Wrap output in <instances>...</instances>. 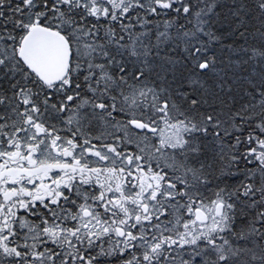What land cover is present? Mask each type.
Listing matches in <instances>:
<instances>
[{"label":"snow or ice","instance_id":"obj_1","mask_svg":"<svg viewBox=\"0 0 264 264\" xmlns=\"http://www.w3.org/2000/svg\"><path fill=\"white\" fill-rule=\"evenodd\" d=\"M0 264H264V0H0Z\"/></svg>","mask_w":264,"mask_h":264}]
</instances>
